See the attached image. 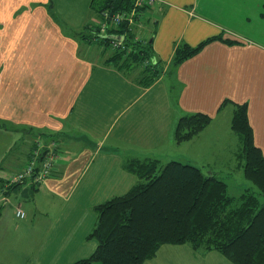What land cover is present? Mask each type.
<instances>
[{
	"label": "crops",
	"instance_id": "1",
	"mask_svg": "<svg viewBox=\"0 0 264 264\" xmlns=\"http://www.w3.org/2000/svg\"><path fill=\"white\" fill-rule=\"evenodd\" d=\"M91 3L0 0V143L6 148L4 166L9 170L1 195L12 174L29 162L36 142L42 141L56 144L58 150L54 174L42 183L45 191L38 194L67 203L75 196L90 195L85 202L89 200L87 208L92 209L124 195L138 182L137 175L126 168L127 162L125 168L122 164V146L140 142L149 152L165 141L170 147L178 144L181 161L190 164L197 160L191 158L193 148L222 147L225 139L234 142L231 121L236 104L248 105L255 144L264 154V0H159L149 12L152 16L147 14L150 24L141 22L138 37L144 38L146 28L154 26L145 39L152 36L155 58L164 64L165 72L150 87L139 84L136 75L105 64L102 48L95 49L73 32L88 13L90 19L80 33L101 22ZM60 21L68 22L71 29ZM210 39L214 40L197 54L173 66L179 45L196 47ZM226 100L230 102L223 106ZM149 103L155 106L149 108ZM195 113L212 116L211 124L188 141H175L181 117ZM224 123L229 130L225 136ZM67 129L88 134L95 145L98 142L97 149L90 146L72 157L75 139L71 135L70 142H65ZM14 136L36 141L25 150ZM109 141L112 149L104 150ZM101 157L106 169L99 167ZM152 157L131 160H156ZM118 179L117 187L127 183L125 192H117L116 187L108 191L111 181ZM18 208L24 211L21 206L14 209ZM51 208L54 213L56 206ZM62 215L40 224L41 241L59 247L57 254L68 256L65 264L90 257L97 248L88 243L97 218L78 237L65 228ZM24 226L35 230L34 220ZM9 238L0 235V245ZM13 263L42 264V259L13 255Z\"/></svg>",
	"mask_w": 264,
	"mask_h": 264
},
{
	"label": "trees",
	"instance_id": "2",
	"mask_svg": "<svg viewBox=\"0 0 264 264\" xmlns=\"http://www.w3.org/2000/svg\"><path fill=\"white\" fill-rule=\"evenodd\" d=\"M135 2L92 0L91 10L102 23L110 19L111 13L115 17L135 11L136 22L144 20L150 24L146 15L151 9L136 7ZM100 32L99 26L91 24L79 36L88 44H99L105 49L103 53L112 52L105 64L136 75L144 87H150L164 75V64L154 55L152 36L138 39L129 19L112 27L106 36ZM112 40L117 41L116 47ZM213 40L196 47L179 45L173 66L188 60ZM212 120L205 113L183 116L176 128L177 141L192 139ZM231 129L242 143L238 157L244 159L245 176L259 189L258 196L252 189H246L240 197L231 196L225 180L206 175L191 164L171 161L164 166L158 160H131L126 168L137 175V184L126 194L94 207L97 223L89 238L97 241V248L90 257L67 264H145L163 245L185 243L196 251L220 252L234 264H264V208L259 201V196L264 197V154L255 144L247 104H236ZM39 147L37 141L29 159L33 153L45 152ZM55 150L57 153L56 144Z\"/></svg>",
	"mask_w": 264,
	"mask_h": 264
},
{
	"label": "rangeland",
	"instance_id": "3",
	"mask_svg": "<svg viewBox=\"0 0 264 264\" xmlns=\"http://www.w3.org/2000/svg\"><path fill=\"white\" fill-rule=\"evenodd\" d=\"M150 17L152 16L149 13ZM147 16V15H146ZM90 13L87 14L84 20V23H80V28H73V32L75 31L77 34L82 32L84 29V25L88 23ZM61 23H66V29H71L67 24L68 22L60 21ZM79 22V21H78ZM81 22V21H80ZM142 25V23H137L135 20L130 23V26L133 27L134 32L137 37H140L142 33V27L140 28L138 25ZM154 24V23H153ZM258 24L255 25V28ZM154 26H149L146 28L143 37L146 38L147 32L150 34V30L153 29ZM82 30V31H81ZM251 30V27H250ZM72 32V31H71ZM142 35V34H141ZM138 38V39H144ZM95 46V49L99 47L102 48L99 44L92 43ZM105 50V49H104ZM102 49V51H104ZM103 56L107 58L112 54L111 51H107L102 53ZM96 57V56H95ZM101 57V56H100ZM153 62V58L150 59ZM174 69V68H173ZM131 75V74H130ZM134 76V75H133ZM152 106H148L149 108L155 106L153 103ZM172 105V104H171ZM170 105V106H171ZM182 118V117H181ZM178 125V123H177ZM230 129V128H229ZM228 129L222 130V135L225 136ZM231 133L234 136V142L226 141L223 142L222 147H207L202 149L193 148L194 156L191 158L194 161H189L190 164H197L198 168H200L204 174L206 175H216L217 177L225 180L229 185V194L231 196L240 197L242 194L246 192V189H252V192L258 196L259 189L257 186L252 183V181L248 180L245 176V161L242 158H239L238 155L242 152V143L238 139L237 134L231 130ZM74 137L73 146L71 155L72 157H76L81 151L85 148H96L98 147V142L96 145L91 140L90 136L84 132L67 129L66 136L63 137L65 142H70V136ZM175 136V135H174ZM15 140H19V137H15ZM177 139H175L176 141ZM36 141V140H35ZM31 137L26 138V141L23 139L19 140L24 146V149L27 150L32 147V143H34ZM185 142V141H184ZM45 142L39 141L38 145H44ZM110 150L113 147V143L110 141L105 144L104 150ZM178 144L173 145L172 147L168 146L167 142L163 144L162 147L158 146L155 149H149V152L145 150L140 142H134L126 147L122 146L121 154L125 159L122 164L125 168V162L131 160L133 158H146L147 156H153L152 158H156V160H161L160 163L162 165H166L171 161H179L184 164L186 161H181L182 152L178 150ZM191 147V146H188ZM5 146L3 143H0V186L3 189L2 180H6L8 177V166H4V160L8 156L5 152ZM21 150V145L18 146V149L15 150L16 153H19ZM109 150V151H110ZM148 152V153H147ZM20 156V154H19ZM138 156V157H137ZM28 158L25 161L28 162ZM154 160V159H152ZM99 167L101 169H106L105 162L101 157L99 161ZM110 168V165H108ZM103 170H101V173ZM88 173L83 175L87 177ZM120 179V178H119ZM119 179L115 181H111L110 187L108 186V191L110 189L117 188V192L124 193L125 187L127 185L123 184L120 187H117V183ZM138 181V178H137ZM41 185V186H38ZM20 187V188H19ZM19 187L9 190L5 188L2 191L3 197L0 203V223H4V228L0 230V235H10V238L7 242L0 245V264H14L13 263V255L16 259V255L20 257L21 254L29 257L30 260L33 261L34 257L41 258L42 264H65L67 262V258L65 255L57 254L59 251V247L52 245L51 241L46 245L44 241H41L40 236L43 232L40 229V224L49 223L51 218L56 219L60 215L63 217V223L66 229H73L78 237H81L83 232L87 231L89 225L95 224L96 221V212L94 208H87V203L89 202L85 200L90 198V195H85L80 199V196H75L71 203L64 202V200L58 199L57 197H51V195L47 197H43L38 194L40 191H45V186L41 184H32L31 181H27L23 183ZM126 194V193H125ZM117 197V196H116ZM114 198V197H113ZM112 199V198H111ZM259 201L261 204V208H264V197L259 196ZM107 202V201H106ZM17 206H21L25 213L26 218L19 219L16 215V210L14 209ZM56 206L55 212L51 207ZM36 209L39 211L36 214ZM36 217V218H35ZM34 220L35 222V230L26 228L24 225L28 224V222ZM19 230L17 231V229ZM93 232V231H92ZM74 236L76 242L78 241V237ZM89 245L93 244L97 246V241L93 238H89ZM92 240H95L94 242ZM96 250V249H95ZM145 264H234L232 263L226 256H224L220 252L216 251H196L189 244H165L158 251L157 255L150 260H147Z\"/></svg>",
	"mask_w": 264,
	"mask_h": 264
},
{
	"label": "built area",
	"instance_id": "4",
	"mask_svg": "<svg viewBox=\"0 0 264 264\" xmlns=\"http://www.w3.org/2000/svg\"><path fill=\"white\" fill-rule=\"evenodd\" d=\"M158 1L159 0H136L135 5L136 7H148L149 9H152ZM134 15L135 11L128 15L123 14L115 17L111 16L110 19H106L103 23H97V26L101 28V35L106 36L105 34H107L108 30L112 29L114 26L117 27L123 19H129V23H132L135 20ZM141 22L142 21H140V23ZM137 23L139 22H136V25ZM138 26L141 27L142 25L140 24ZM112 42L114 47L118 45L116 40H112ZM39 150H45V152L42 155L41 151L39 153H33L29 162L21 169H18L9 178L7 188L13 184L26 183L27 181H31L33 184H41L53 176L57 160L55 144L51 143L49 145H44L43 147H39ZM16 215L21 219L26 217L25 211L20 208L17 209Z\"/></svg>",
	"mask_w": 264,
	"mask_h": 264
},
{
	"label": "water",
	"instance_id": "5",
	"mask_svg": "<svg viewBox=\"0 0 264 264\" xmlns=\"http://www.w3.org/2000/svg\"><path fill=\"white\" fill-rule=\"evenodd\" d=\"M110 16H112V13L110 14ZM112 39H116V40H120L121 38H119V36H110ZM150 42L152 43L153 42V38L150 40Z\"/></svg>",
	"mask_w": 264,
	"mask_h": 264
}]
</instances>
